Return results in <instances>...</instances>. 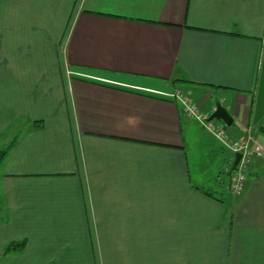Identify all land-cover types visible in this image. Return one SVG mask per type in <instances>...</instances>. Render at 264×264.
Wrapping results in <instances>:
<instances>
[{
  "label": "crops",
  "instance_id": "crops-1",
  "mask_svg": "<svg viewBox=\"0 0 264 264\" xmlns=\"http://www.w3.org/2000/svg\"><path fill=\"white\" fill-rule=\"evenodd\" d=\"M176 93L264 142V0H0V264H264V159Z\"/></svg>",
  "mask_w": 264,
  "mask_h": 264
},
{
  "label": "built area",
  "instance_id": "built-area-1",
  "mask_svg": "<svg viewBox=\"0 0 264 264\" xmlns=\"http://www.w3.org/2000/svg\"><path fill=\"white\" fill-rule=\"evenodd\" d=\"M174 95L179 96L186 113L201 121L220 144L233 154L231 161L234 160V154H240L236 166L229 172V189L233 195L240 194L244 188L246 172L251 159L255 157L264 159V142L256 140L250 132H246L237 140H232L224 128L217 126L213 121H207L206 116L187 97L177 93Z\"/></svg>",
  "mask_w": 264,
  "mask_h": 264
},
{
  "label": "rangeland",
  "instance_id": "rangeland-1",
  "mask_svg": "<svg viewBox=\"0 0 264 264\" xmlns=\"http://www.w3.org/2000/svg\"><path fill=\"white\" fill-rule=\"evenodd\" d=\"M215 121V120H214ZM216 124H218V122H215ZM226 132L229 133V128L226 127ZM204 141H205V146L204 147H197L196 149H193V145L191 146V148L189 149V158L192 159V156H195L194 158L196 160H202V162H206L208 163L209 161L212 162V166L210 167H216L217 169L220 167H223V162L226 159V155L229 154L230 158H233V154L229 153L228 150L226 148H224L221 144H219V142H216L209 134L205 133V136L203 137ZM191 156V157H190ZM216 169V170H217ZM222 175V179L224 180V183H227L228 181V174L227 173H223ZM226 193H228L227 191H225ZM225 196H228V194H226ZM6 247V245H5ZM5 247L2 248V251H4V253H8V251H5ZM9 257V256H8ZM3 258V259H11L10 257L8 258ZM2 260V259H1ZM8 264H14V261L9 260Z\"/></svg>",
  "mask_w": 264,
  "mask_h": 264
},
{
  "label": "water",
  "instance_id": "water-1",
  "mask_svg": "<svg viewBox=\"0 0 264 264\" xmlns=\"http://www.w3.org/2000/svg\"><path fill=\"white\" fill-rule=\"evenodd\" d=\"M218 119L221 120L225 125L229 126L232 122V118L225 107H223L219 102L215 103L213 112L209 115L208 120ZM240 158V154L236 153L234 156V161L232 163V168H234Z\"/></svg>",
  "mask_w": 264,
  "mask_h": 264
},
{
  "label": "trees",
  "instance_id": "trees-1",
  "mask_svg": "<svg viewBox=\"0 0 264 264\" xmlns=\"http://www.w3.org/2000/svg\"><path fill=\"white\" fill-rule=\"evenodd\" d=\"M7 152V147L0 149V162L3 159ZM229 172V171H228ZM228 172H226L228 174ZM25 246V240H19V241H12L8 243L5 247V251L11 252V251H21L23 247Z\"/></svg>",
  "mask_w": 264,
  "mask_h": 264
}]
</instances>
